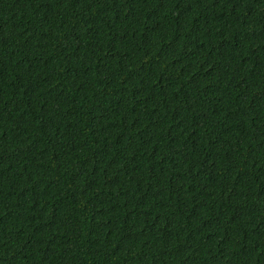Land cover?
I'll use <instances>...</instances> for the list:
<instances>
[{"label": "trees", "instance_id": "1", "mask_svg": "<svg viewBox=\"0 0 264 264\" xmlns=\"http://www.w3.org/2000/svg\"><path fill=\"white\" fill-rule=\"evenodd\" d=\"M0 264H264V0H0Z\"/></svg>", "mask_w": 264, "mask_h": 264}]
</instances>
